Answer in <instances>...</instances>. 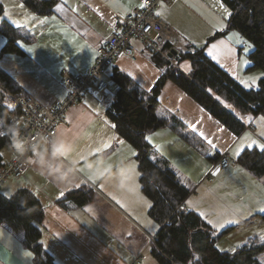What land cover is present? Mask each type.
Segmentation results:
<instances>
[{
  "label": "crops",
  "instance_id": "1",
  "mask_svg": "<svg viewBox=\"0 0 264 264\" xmlns=\"http://www.w3.org/2000/svg\"><path fill=\"white\" fill-rule=\"evenodd\" d=\"M0 1L5 7L0 26L5 19L17 28V43L21 49L3 54L0 68L19 91L33 94L45 106L60 102L68 94L69 86L62 81L64 70L85 73L93 65L98 46L113 30L116 14L131 12L143 3L142 0H57L49 13H40L25 0H9L10 8L15 9L10 16L6 13L8 3ZM177 2H160L157 15L180 30L172 18ZM0 33L4 35L0 41L1 49L8 37L2 31ZM136 51L134 57H117L106 73L108 81L107 76L112 72L108 83L114 94L105 95L95 88L86 90L78 104L71 107L59 123L57 137L72 141L70 156L79 163L73 166L72 159L61 157L63 166L59 172L52 173L32 150L30 166L24 175L7 178L0 188V199H10L18 190L28 189L41 201L45 211L40 223L41 243L57 264H131L138 255L142 256L141 264H163L150 241V236L159 233L161 225L149 214L153 201L142 186L138 149L116 129L107 114L119 89L113 77L117 69L148 91L141 85L136 65L144 51L137 46ZM187 51L182 49V52ZM210 59L214 61L212 57ZM227 73L239 80L234 71L228 69ZM159 77L154 79L155 83ZM170 93L177 101L161 105V97L170 98ZM160 96L158 111L169 118H178L198 137L192 142L171 126L160 127L146 135L154 161L158 157L168 160L184 184L176 168L195 180L182 208L205 213L203 218L212 220L216 226L211 225L214 234L220 237L245 228L250 231L247 240L261 239L264 236V175L255 176L237 159L246 148L264 150V118L245 116L243 119L231 110L245 126L236 134L173 80L166 82ZM6 112L2 101L0 130ZM205 121L217 128L221 127L217 123L223 125L226 140L222 141L221 148L209 145L200 135L207 129ZM191 122H197V128H192ZM105 144L109 147L105 148ZM208 146L210 152H206ZM8 147L10 151L6 153L7 158L4 157V164L14 157V148ZM45 148L48 150L46 155H50L51 149L45 144H39L37 151L42 152ZM133 152L136 155H132ZM223 153L230 155L232 164L217 176H210L215 155ZM98 156L103 157L104 167L111 166L110 172H105L104 167H85V158L95 161ZM130 164L136 165L137 173L121 180V169ZM86 185L94 190L92 200L77 205L67 199L68 192ZM24 236L25 231L0 221V264H35L34 253L24 243ZM259 260L264 264V252L259 255Z\"/></svg>",
  "mask_w": 264,
  "mask_h": 264
},
{
  "label": "trees",
  "instance_id": "2",
  "mask_svg": "<svg viewBox=\"0 0 264 264\" xmlns=\"http://www.w3.org/2000/svg\"><path fill=\"white\" fill-rule=\"evenodd\" d=\"M25 1L40 13H49L57 0ZM221 1L231 10L229 27L238 29L254 43L249 53L251 67L264 70V0ZM4 9L0 2V15ZM0 31L8 37L0 49V57L5 53L21 51L17 43V28L4 19ZM221 34L225 32L218 33ZM179 55L191 59L192 70L189 74L164 57L152 54L154 62L165 67V70L150 91L144 90L132 77L117 69L113 77L119 89L116 99L107 109L116 129L138 149L142 186L153 201L149 214L161 225L155 236L154 252L163 264H263L259 255L264 252V240L251 238L233 252L222 251L216 246L220 235L214 234L212 226L199 216V212L182 208L190 189L171 168L168 160L163 157L156 158V161L152 159L153 149L146 135L160 127L171 126L182 137L195 140L178 118H169L158 111L159 96L168 80L176 82L205 109L239 134L245 126L222 100L242 111L264 114V77L258 88L247 89L208 58L202 49L181 52ZM5 89L25 95L0 68V102L3 103ZM10 145L11 138L0 132V166L4 165L3 150ZM237 161L255 176L264 175V150L246 148ZM93 196V188L87 185L67 193V199L77 205L86 204ZM44 212L41 201L28 189L18 190L10 199H0V221H7L13 228L25 231L24 243L33 251L34 263L57 264L41 243L40 223Z\"/></svg>",
  "mask_w": 264,
  "mask_h": 264
},
{
  "label": "built area",
  "instance_id": "3",
  "mask_svg": "<svg viewBox=\"0 0 264 264\" xmlns=\"http://www.w3.org/2000/svg\"><path fill=\"white\" fill-rule=\"evenodd\" d=\"M162 1L169 0H142L146 7H136L126 14L117 13L113 30L98 46L93 65L85 73L62 72V81L69 86V92L60 102L45 106L33 94L18 95L5 89L4 106L8 112L0 132L12 139L13 131H18L26 150L19 154L14 149L13 159L0 166V188L7 178L24 175L30 166L29 155L33 144H45L51 149L52 140L57 138L59 123L66 118L68 110L78 104L86 90L95 88L105 95L114 94L105 75L117 57L135 56L134 39L152 54L178 66L176 55L171 53L180 42V37L177 30L158 17L157 8ZM215 158L209 172L212 177L232 164L230 155L226 153L215 155ZM151 241L155 242V239L151 238ZM141 262L142 256L138 255L131 264Z\"/></svg>",
  "mask_w": 264,
  "mask_h": 264
},
{
  "label": "rangeland",
  "instance_id": "4",
  "mask_svg": "<svg viewBox=\"0 0 264 264\" xmlns=\"http://www.w3.org/2000/svg\"><path fill=\"white\" fill-rule=\"evenodd\" d=\"M4 1L5 3H8L6 13L11 16V13L14 12L15 9L13 10L12 8H10L11 6L9 5L11 4H9V0ZM173 1L175 2L176 0H171V2ZM1 15L0 19L2 17ZM230 15V8L221 0H178L172 16V18L174 19L173 23L177 24L180 28L179 30L178 28H176V26L173 25L180 32H178L180 42L176 44V47L179 50V54H181L182 49L184 48L191 52H196L198 49H202L207 57L210 58L216 56L217 59H213L214 62L216 61L215 63L219 65L220 63H218L217 61H220L222 64H220L219 66L226 72L228 69L232 72L234 71L236 76L239 78V80L236 79L239 83H241V81L246 82L241 84L243 85V87L247 89L258 88L261 79L264 77V75H262L264 74V70L251 67L252 61L249 57V53L253 50L254 43L248 37L244 36L238 29H232L229 27ZM219 32H225V34L218 35ZM3 38L4 35L0 33L1 42ZM133 41L136 44L137 48H143L144 56H140L141 60L137 61L136 64L139 74L138 78L141 82V85L145 89H148V91H150V89L155 86V84H153L155 83L154 79L159 75L161 76V73L165 70V67H161L154 62V60L152 59V53L145 49L143 44L139 40L134 39ZM237 41L240 42L238 43ZM213 45H217V48L213 49ZM249 45H251V47H249ZM245 48H248V51H244ZM179 54L177 56L178 68H180V70L184 71L185 73H190L192 70L191 59L188 57H180ZM245 61H248V63H245ZM111 73L109 75L107 74L108 81H111ZM252 78L256 79V84L253 86H246L248 84H251ZM172 95L173 94H171L170 98L161 97V95L160 104L165 106L172 101H177V99ZM222 101L230 110L242 116L243 119H245V116H249L252 119L256 117L264 118L263 113L255 115V113L251 111H242L236 108L228 101ZM210 114L213 115L212 113ZM197 116L199 118L201 117L199 114H197ZM193 124L194 123L191 122V127ZM217 124H219V126L221 127L217 128L213 123L205 121L204 125L207 126L208 130H203V137L207 139V141L209 139L212 140L214 145H217L221 148L222 141L226 139L224 138L223 134V125H220V123ZM195 125L197 128L198 123L195 122ZM186 127L190 135H193L194 139L198 138L194 131L191 130L188 125H186ZM7 151H10V147H7L3 150L5 158H7ZM206 152H210L209 146L206 147ZM176 169L178 173H180V176L184 179L186 186H188L189 189L192 190L193 185L195 184V180L192 178H188V176L178 168ZM206 185L207 184H205V186ZM249 233V230L240 228L231 235H223L220 238L218 237V239L216 240V245L222 251L224 250L233 252L237 249L240 243L242 244L243 242L245 243L247 241ZM151 238L155 239V236H150V241Z\"/></svg>",
  "mask_w": 264,
  "mask_h": 264
},
{
  "label": "clouds",
  "instance_id": "5",
  "mask_svg": "<svg viewBox=\"0 0 264 264\" xmlns=\"http://www.w3.org/2000/svg\"><path fill=\"white\" fill-rule=\"evenodd\" d=\"M71 143L72 141L68 140L67 138L63 136H58L57 138L53 139L51 142V154L46 155L47 148H45L42 152L37 151V144L32 145V149L34 154L40 158V162L45 164L50 172L57 173L60 171L61 167L63 166V160H61V157H69L70 159V152H71ZM11 146L19 153L23 154L22 150L25 149V142L23 139L19 138V132L14 130L12 134L11 139ZM79 161L77 159H72L73 166L77 165ZM105 161L102 156H98V158L95 161H90L87 158H85V167L92 169L93 167L99 169L101 167H104ZM105 172L111 171V166L108 165L104 167ZM136 172V165L130 164L126 167L122 168L120 171L121 180L127 179L131 177V175ZM139 175V174H138ZM137 175V176H138ZM95 179V176L93 177Z\"/></svg>",
  "mask_w": 264,
  "mask_h": 264
},
{
  "label": "snow or ice",
  "instance_id": "6",
  "mask_svg": "<svg viewBox=\"0 0 264 264\" xmlns=\"http://www.w3.org/2000/svg\"><path fill=\"white\" fill-rule=\"evenodd\" d=\"M139 6H140L141 8L146 7V5L143 4V3L140 4ZM237 42L239 43L240 41H237ZM212 47H213V49H216V48H217V45H213ZM249 47H251V45H249ZM28 50H29V51H32V49H28ZM244 51H248V48H245ZM212 58H213L214 60L217 59L216 56H213ZM245 63H248V61H245ZM262 75H264V74H262ZM241 83H246V82L241 81ZM255 84H256V79H255V78H252V79H251V84H248V85H246V86H253V85H255ZM9 107H11V105H9ZM192 127L195 128L196 125L193 124ZM200 135L203 136L204 134H203V133H200ZM207 142H208L209 145H212L213 147H215V145L213 144V141H212V140L209 139ZM251 146H252V145H248V147H251ZM108 147H109V145L105 144V148H108ZM238 154H239V153H238ZM132 155H136V153L133 152ZM262 211H264V209H262ZM199 216H201V217H205V213L200 212V213H199ZM228 223H237V222H236V221H228ZM207 224H208V225H212L213 227H216L215 225H213L212 220H207ZM220 227H223V225H221ZM261 239H264V236H262ZM28 255H31V253H28Z\"/></svg>",
  "mask_w": 264,
  "mask_h": 264
},
{
  "label": "water",
  "instance_id": "7",
  "mask_svg": "<svg viewBox=\"0 0 264 264\" xmlns=\"http://www.w3.org/2000/svg\"><path fill=\"white\" fill-rule=\"evenodd\" d=\"M177 54H178V51L176 49H173L171 55H177Z\"/></svg>",
  "mask_w": 264,
  "mask_h": 264
}]
</instances>
